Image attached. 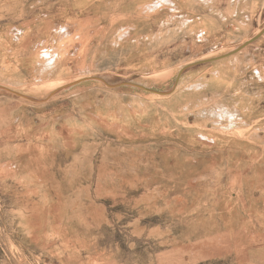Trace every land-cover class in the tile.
Returning a JSON list of instances; mask_svg holds the SVG:
<instances>
[{"label": "rangeland", "instance_id": "rangeland-1", "mask_svg": "<svg viewBox=\"0 0 264 264\" xmlns=\"http://www.w3.org/2000/svg\"><path fill=\"white\" fill-rule=\"evenodd\" d=\"M0 264H264V0H0Z\"/></svg>", "mask_w": 264, "mask_h": 264}, {"label": "water", "instance_id": "water-1", "mask_svg": "<svg viewBox=\"0 0 264 264\" xmlns=\"http://www.w3.org/2000/svg\"><path fill=\"white\" fill-rule=\"evenodd\" d=\"M255 39H257V38H253V40H251L250 42L254 41ZM250 42H249V43H250ZM249 43H246L244 46L248 45ZM244 46H243V47H244ZM231 54H233V53H231ZM213 60H216V59H211V60H209V61H213Z\"/></svg>", "mask_w": 264, "mask_h": 264}]
</instances>
